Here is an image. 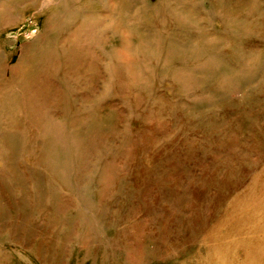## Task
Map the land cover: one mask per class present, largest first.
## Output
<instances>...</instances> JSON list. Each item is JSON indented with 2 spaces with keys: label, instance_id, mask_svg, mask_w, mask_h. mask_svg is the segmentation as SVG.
<instances>
[{
  "label": "rangeland",
  "instance_id": "rangeland-1",
  "mask_svg": "<svg viewBox=\"0 0 264 264\" xmlns=\"http://www.w3.org/2000/svg\"><path fill=\"white\" fill-rule=\"evenodd\" d=\"M0 264H264V0H0Z\"/></svg>",
  "mask_w": 264,
  "mask_h": 264
}]
</instances>
